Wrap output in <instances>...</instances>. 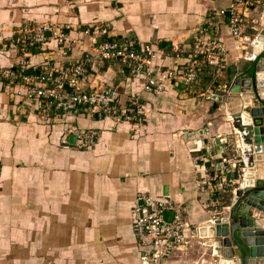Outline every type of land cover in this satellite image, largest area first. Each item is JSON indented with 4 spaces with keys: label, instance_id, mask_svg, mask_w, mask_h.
Masks as SVG:
<instances>
[{
    "label": "crops",
    "instance_id": "obj_1",
    "mask_svg": "<svg viewBox=\"0 0 264 264\" xmlns=\"http://www.w3.org/2000/svg\"><path fill=\"white\" fill-rule=\"evenodd\" d=\"M231 2L0 0V73L18 68L19 52L11 47L16 30L45 22L83 38L88 51L92 41L82 32L110 25L111 41L133 40L137 52L151 47L157 68L185 70L196 50V33ZM249 4L244 43L233 38L228 20H220L229 67L239 73L253 62L251 44L264 31V0ZM81 56L76 48L62 53L55 41L30 45L27 73L38 76L46 62L72 67ZM197 70L191 87H169L157 96L119 60H96L87 70L85 89L118 90L122 112L145 113L139 128L44 108L25 99L23 82L0 74V264H142L134 214L139 198L148 196L182 205L191 226L186 250L174 251L161 264H216V242L206 228L226 217L229 208L224 202L215 205L209 187L214 172L218 178L221 168L235 171L241 152L230 139L235 131L226 107L218 102L215 108L207 97L218 83L223 90L227 72L219 80L205 65ZM60 76L57 70L53 80ZM7 86L22 95L13 98ZM89 131L97 133L95 145L82 149L79 134ZM74 135L77 141H71Z\"/></svg>",
    "mask_w": 264,
    "mask_h": 264
},
{
    "label": "built area",
    "instance_id": "obj_2",
    "mask_svg": "<svg viewBox=\"0 0 264 264\" xmlns=\"http://www.w3.org/2000/svg\"><path fill=\"white\" fill-rule=\"evenodd\" d=\"M249 0H232L227 10L216 12L199 29L195 36V52L187 68L184 70H162L154 65L155 52L151 47L142 52L136 51V42L126 40L123 43L111 41L110 25H91L82 35L90 37L93 48L85 49L83 38H74L67 34L60 26L52 22L25 25L15 32V40L11 47L19 52L18 68L4 70L0 74L10 82H23L26 86L23 94L28 101H35L44 108L53 109L63 114L84 113L91 116H103L115 121H123L134 127L143 126L145 113L137 111L134 114L122 112L119 108L120 92L111 87H90L85 89L88 68L96 60L103 62L119 60L127 67L134 77H141L143 89L157 96L163 94L169 87H178L182 84L186 88L196 83L199 77L197 66L205 65L214 70L216 79H223L228 63V48L222 35L221 19L229 14V27L234 39L244 43V26L249 12ZM98 37L108 38L102 43L96 42ZM55 41L62 53L66 54L74 48L82 53L81 59L72 67H52L48 62L41 67L38 76L27 74L29 62L27 49L30 45L46 46ZM60 71V78L54 79V73ZM9 94L15 98L22 95L14 92L10 86L6 87ZM79 146L89 149L95 145L97 133L93 131L79 134ZM222 169L221 183L210 185L212 195L218 190L226 191L230 184L227 179V170ZM218 187V188H217ZM220 206L221 202H214ZM165 211H173L171 223L164 219ZM134 228L141 250L142 264H161L174 251L184 252L189 244L188 233L191 226L183 219L182 205L171 202L163 203L154 197H141L134 214Z\"/></svg>",
    "mask_w": 264,
    "mask_h": 264
},
{
    "label": "water",
    "instance_id": "obj_3",
    "mask_svg": "<svg viewBox=\"0 0 264 264\" xmlns=\"http://www.w3.org/2000/svg\"><path fill=\"white\" fill-rule=\"evenodd\" d=\"M166 45L171 47L169 43L163 44ZM251 46L254 59L250 66H244L240 73L236 66L229 67L223 90L218 89V83L217 89L207 96L216 102L215 108H219L218 102L226 107L233 132H237L230 139L241 152L235 171L227 175L228 215L206 228L216 242V264H251L252 260L254 264H264V31L253 39ZM185 88L184 84L179 86ZM71 141H77V136H72ZM173 218V211L164 212L167 223Z\"/></svg>",
    "mask_w": 264,
    "mask_h": 264
},
{
    "label": "trees",
    "instance_id": "obj_4",
    "mask_svg": "<svg viewBox=\"0 0 264 264\" xmlns=\"http://www.w3.org/2000/svg\"><path fill=\"white\" fill-rule=\"evenodd\" d=\"M222 20H224V22H225L228 19L224 18ZM211 180L213 181V184H210V185H215L216 186V185L219 184V177L217 178L216 175ZM213 197H214L215 201H218V202H221V203L222 202H224V203L227 202V193H226V191H221L219 195H217V192H215L214 195H213Z\"/></svg>",
    "mask_w": 264,
    "mask_h": 264
}]
</instances>
